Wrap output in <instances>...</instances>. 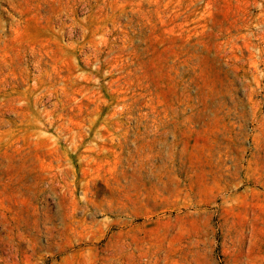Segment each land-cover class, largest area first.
I'll return each instance as SVG.
<instances>
[{
    "label": "rangeland",
    "instance_id": "374dc122",
    "mask_svg": "<svg viewBox=\"0 0 264 264\" xmlns=\"http://www.w3.org/2000/svg\"><path fill=\"white\" fill-rule=\"evenodd\" d=\"M0 264H264V0H0Z\"/></svg>",
    "mask_w": 264,
    "mask_h": 264
}]
</instances>
